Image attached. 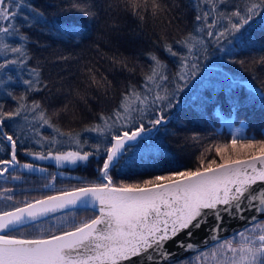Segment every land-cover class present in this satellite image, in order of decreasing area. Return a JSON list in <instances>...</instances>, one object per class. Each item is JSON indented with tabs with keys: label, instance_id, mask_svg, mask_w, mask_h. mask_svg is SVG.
Returning a JSON list of instances; mask_svg holds the SVG:
<instances>
[{
	"label": "snow or ice",
	"instance_id": "snow-or-ice-1",
	"mask_svg": "<svg viewBox=\"0 0 264 264\" xmlns=\"http://www.w3.org/2000/svg\"><path fill=\"white\" fill-rule=\"evenodd\" d=\"M121 3L123 10L142 25L149 18L158 19L181 8L179 0L171 5L164 0H121ZM50 7L56 9L51 22L32 0H0V141L10 150V159H0V177L19 165L17 147L22 143L19 133L27 129L38 137L37 144L47 143L49 150L46 154L28 150L26 154L38 160H53L58 167L86 165L90 157L103 152L99 168L103 182L59 190L54 195L26 200L10 211H0V264H160L161 261L176 264L174 256L182 252L195 255L178 264H264V220L258 218L264 217V139L244 138L243 121L240 128H233L230 143L206 148L194 170L119 185L110 175L126 153L149 146L159 126L176 118L178 114L169 117L165 113L177 108L178 94L186 89L191 92L188 107L201 116L207 114L209 105L213 116H224L221 94L229 115L257 103L264 108V86L256 87L253 83L260 79L258 73L264 71V55L251 58L254 67L247 81L235 80L228 74L219 75L215 81L201 75V64L209 59L210 49L220 60L227 57L228 62L244 66L245 61L236 60L235 56L254 43V26L264 27V0H192L194 29L171 43L163 38L151 41L155 49L162 50L173 61L177 70L170 77L171 70L158 52H145L150 63L148 70L141 72L140 87L129 81L112 113H100L101 123L85 129L105 138L110 136V140L103 142L105 146L93 145L95 152L83 151L87 142H82L79 134L63 132L53 123L42 100L30 97L43 93L52 102L61 95L72 97L54 110L53 115L59 117L71 111L74 102L90 108L89 101L98 99L88 94L91 89H102L107 98L115 87L113 80L97 64L88 62L79 69L84 77L83 90L77 85L67 93L62 88L53 93L52 87L55 83L63 85V78L45 80L40 62L36 66L30 63L34 59L30 44L49 46L32 41L21 28L57 38L85 37L88 25L99 18L102 10L113 5L105 4V0H59ZM111 32L118 39L119 25H112ZM145 38L151 40L150 36ZM111 40L109 37V44ZM96 50L100 53L99 45ZM100 54L109 64L105 71H110L114 78L118 74H136L135 63L118 54V50L110 56ZM71 59L70 55H59L51 61L57 76L64 71L62 65ZM198 78L196 87L193 82ZM13 84L23 86L19 95L11 90ZM169 84L173 87L169 88ZM205 90L209 95L204 94ZM5 98L15 102L9 111L5 110ZM224 123L233 127L231 120L225 119ZM44 128L55 135L43 136L40 130ZM63 137L76 145V150L54 151L55 145L64 142L60 139ZM192 139L199 137L194 135ZM213 149L219 160L208 158ZM22 168L47 171L31 163L23 164ZM55 180L56 175H51V181L44 187L54 190ZM4 199L12 200V196ZM76 207L92 208L98 214L79 223L74 218L67 219L68 210ZM61 212L65 216H55ZM226 216L229 220L243 221L244 226L235 229L231 238L221 239V233L227 230ZM198 237L206 250L195 243ZM209 242L213 246L208 247ZM169 243L176 253L167 247Z\"/></svg>",
	"mask_w": 264,
	"mask_h": 264
},
{
	"label": "trees",
	"instance_id": "trees-1",
	"mask_svg": "<svg viewBox=\"0 0 264 264\" xmlns=\"http://www.w3.org/2000/svg\"><path fill=\"white\" fill-rule=\"evenodd\" d=\"M164 2L171 5L174 0H164ZM179 2L181 4L179 10H173L166 16L162 15L158 19L149 18L146 23L142 25L138 20L133 18L130 13L123 10L121 0H105V4L111 3L113 7L101 11L99 18L88 25L85 37L78 36L74 38L72 36H63V38H57L54 35L43 34L35 29L21 28V31L25 32L32 41H38L41 45L49 46L39 47L35 43L30 44L29 48L34 55V59L30 63L32 66H36L38 61L40 62L45 80L53 82L63 78V85L55 83V86L52 87L53 93L56 92L57 88H62V91L67 93L71 87H76L77 85L83 90L84 77L79 69L84 63L88 62L97 64L101 72L107 75L110 80H113L115 85L114 89L109 92L107 98L104 97L102 89L99 91L96 89L89 90L88 94L90 96L98 98L89 101L90 108L84 104H76L74 102L73 105L70 106L71 111L67 114H61L59 117L53 115L54 110L61 108L63 103L66 102V99H73L72 97L61 95L52 102L41 93L33 94L30 99L42 100L45 107L48 108L49 115H52L53 123L58 125L63 132L76 133L80 131L79 136L81 141L87 142L83 144L82 150L95 152L93 145L99 143L102 147L105 146L103 142H105L106 139L110 140V136L107 138L104 137V139H96L90 136L89 131H85V129L101 123L99 119L100 113L105 115H110L112 113L113 109L120 101L121 92L126 91V85L129 81L138 88L140 87L142 84L141 72L142 70L147 71L150 63L144 53L150 50L157 51L161 59L167 62L171 70L169 73L170 77L171 73L177 70L173 61L169 59L162 50L155 49L151 41L163 38L171 43L174 39L178 40L194 29L195 11L192 9V0H179ZM32 3L44 11L50 22L54 19L53 13L56 12V9L50 7V5L59 3V0H32ZM169 20L172 21L170 24L168 23ZM114 24L119 25L120 28L118 39L111 32V26ZM146 36H150L151 40L146 39ZM109 37L112 38L111 44L108 43ZM252 39L254 43L235 56L236 60L245 61L243 67L238 63L228 62L227 57L223 61L220 60L218 54L210 49L209 59L201 64L202 70L203 63H206L210 68H206V70L202 71L201 73L203 74L201 75L207 76L215 81L219 75L228 74L235 80L243 79L247 81L254 67L251 64V58L264 55V51H262V47H264V27L254 26ZM97 45H99L100 53H106L110 56L113 52H117L118 50V54H123V56L128 57L129 60L136 65V74L133 76L118 74L114 78L110 71H105V69L109 68V64L107 60L102 59L101 54L97 52ZM176 47L178 48L179 46L177 45ZM59 55H70L72 59L69 60L67 64L62 65L64 71L60 72L59 76H57V71L52 70L51 61ZM214 67H217V69L213 70ZM258 74L260 79L253 81V83L256 87L264 86V71H260ZM193 84L199 87L198 79L194 81ZM19 86V84H13L11 90L17 89ZM168 87L172 88L173 85L169 84ZM187 91L188 92L178 94L177 98L180 103L177 108L165 113V115L169 117L178 114L176 118L170 119L166 125L162 126L149 145L151 147L156 146L155 142L159 141V148L157 147L158 152H150L149 150L151 147L149 146H142L137 149V151L139 150L137 152V158L141 160L144 159L145 162L143 161V163L150 165H147L146 169H141L140 164L133 163L127 168V171L122 170L120 172V167L124 160H126V157L133 159V152L126 153V157H123L119 164L110 172L112 177L117 180V185L120 183H138L145 179H151L157 175H167L175 171L194 170L198 166V157H200L201 153H203L206 148L218 143H230L232 131L223 125V121L228 117L239 125H241V121L244 122V138H254L256 140L264 139V108L260 107L258 103L241 107L234 115H229L227 105L223 104V94H221L219 99L221 101L224 116L222 118L213 116L211 105H209L207 109V114L201 116L196 110L188 107L191 103V92L190 89H187ZM15 94L17 93L15 92ZM204 94L209 95V92L205 90ZM240 95L243 97V91L240 92ZM19 122L23 123L22 121ZM145 124L148 126L146 120ZM40 131L43 136L49 138L55 135L51 129L44 128ZM86 133L89 135H86ZM19 135L22 137H28L29 135L34 136L32 133L28 132L27 129L19 133ZM194 135L198 136L199 139H192ZM60 139L64 142L66 140L65 137ZM0 142L2 143V141ZM64 142L60 143L56 148H53V150L71 151L76 149V145L71 142L68 146H64ZM1 143L0 149H3V151H0V158L5 157L10 151L4 143L2 148ZM141 148H143L142 151H140ZM148 151L150 153H148ZM207 155L208 158H216L219 160V157L215 155L214 149ZM95 158H99L97 162L94 161ZM103 158V152L98 156H92L97 166L91 165V172L87 179V183H101L99 168L102 166ZM80 173L81 172L77 174ZM12 208L13 207H10L8 209L11 210ZM68 214H75L74 219L77 223L82 220L94 218L97 215L91 211H74Z\"/></svg>",
	"mask_w": 264,
	"mask_h": 264
},
{
	"label": "flooded vegetation",
	"instance_id": "flooded-vegetation-1",
	"mask_svg": "<svg viewBox=\"0 0 264 264\" xmlns=\"http://www.w3.org/2000/svg\"><path fill=\"white\" fill-rule=\"evenodd\" d=\"M28 138H30V140H36L38 137H34L29 135ZM51 138V136H50ZM60 144H57L54 146V148H56L57 146H59ZM49 145L47 143L41 145L39 144V150H31L32 152H38V153H47L49 149ZM55 151V150H54ZM64 151V150H62ZM68 151V150H66ZM84 151V150H83ZM18 151L17 153V159L19 161V165L15 168V170L20 169L22 167L23 164L25 163H31L34 166L38 165V169L39 168H44L47 169L46 172L41 173V172H34L31 173L33 174L32 176H27L25 177L20 183L22 184V186H20L21 184L18 185H5L2 184V188H0V195H2L3 197L6 196H12V200H0V211H4L7 209H2V208H10V207H16L21 205V201L23 200H28L30 197L32 196H39L40 198H42L43 196L46 195H54L57 191L61 190L62 188H66L65 185H67L68 183H72V184H79L81 183L80 181H82L81 179L83 178L85 180H87L90 175L91 172V158L89 159V162L84 165V164H80L78 166H74V167H61V166H57L55 164V162L53 160L50 161L46 160L45 162L40 163L38 161V159L34 160L35 158L33 156L27 155L26 152L20 153ZM0 159H10V154L9 152L6 154L5 157H2ZM99 158H95V162L98 161ZM33 160V161H31ZM91 163V165H90ZM97 166V165H96ZM95 166V167H96ZM15 170H10L6 175L2 176V178H6L9 177L11 175V173ZM54 171L55 175H56V180L54 182V190L52 189H46L44 186L46 184H48L51 180V172ZM81 172L80 174H77ZM61 173L63 175H61ZM43 175L42 177L40 176H35V175ZM24 175H26V173H22L21 178L24 177ZM44 177H47V179H45ZM1 178V177H0ZM28 179V181H26ZM67 190V189H66ZM27 197V199H26ZM206 250V249H204ZM195 255V254H194ZM192 255V256H194ZM191 257V256H190ZM190 257H187L183 260H187ZM181 261V260H180ZM179 261L176 262V264H178Z\"/></svg>",
	"mask_w": 264,
	"mask_h": 264
},
{
	"label": "rangeland",
	"instance_id": "rangeland-1",
	"mask_svg": "<svg viewBox=\"0 0 264 264\" xmlns=\"http://www.w3.org/2000/svg\"><path fill=\"white\" fill-rule=\"evenodd\" d=\"M203 70L202 71H204V70H206V68H210V66H208L206 63H203ZM217 69V67H214L213 68V70H216ZM201 74H203V73H201ZM198 81H199V78H198ZM23 90V86L22 85H20L19 86V88H17V89H14V92H16L17 93V95H19V93L21 92ZM185 92H188L187 91V89L185 90ZM226 119H228V120H231L232 121V126L233 127H228L225 123H224V121H223V125L226 127V128H229L231 131H233V128H240L242 125H239V124H236L235 123V121H233V119H231V118H226ZM244 127V126H243ZM244 132H245V128H244ZM244 132H243V134H242V136L244 135ZM89 134H90V136H93V137H95L96 139H99V138H101V139H104V137L103 136H99L97 133H95V132H89ZM89 134H87L86 133V135H89ZM1 143V142H0ZM95 143H97V142H95ZM1 145H2V148H3V142L1 143ZM155 145L156 146H149V147H151V149L149 150L150 152H153V151H157V147L159 148V141H156L155 142ZM148 147V148H149ZM76 150V149H75ZM143 150V148H141V150L140 151H142ZM139 151V150H138ZM137 150L135 151V153H133V156H132V158L133 159H130V157H126V155L124 156V157H126V160H124V162L122 163V166L120 167V172L122 171V170H125V171H127V168L130 166V165H132L133 163H137V164H140L141 165V169H146V166L147 165H150V164H144L143 163V161L145 162V160L143 159V160H141V159H138L137 158V152H138ZM148 151V153H150ZM160 151V150H159ZM158 152V151H157ZM147 154V153H146ZM145 154V155H146ZM34 160H36V159H34ZM137 160V161H136ZM140 160V161H139ZM31 161H33V160H31ZM40 163H42V162H45L46 160H38ZM51 161V160H50ZM93 159L91 158V163L93 164V166H96L95 165V162L93 161ZM55 162V161H54ZM32 163V162H31ZM91 163H90V165H91ZM39 165V164H38ZM38 165H36L35 167L38 169ZM67 166H70V167H74L73 165H64V166H61V167H67ZM102 167V166H101ZM34 172H38V170L37 171H29V170H27V169H23L22 167L20 168V169H17V170H15V171H13L12 173H11V175L9 176V177H6L5 179L4 178H0V188H2V184H5V185H18V184H21L20 182L25 178V177H27V176H32L33 174H31V173H34ZM111 172V171H110ZM22 173H26V175H24V177H22L21 178V175H22ZM51 175H55V172L54 171H52L51 172ZM111 175V174H110ZM13 176H18L19 177V179L18 180H13L12 179V177ZM35 176H40V177H42L43 175H40V174H38V175H35ZM112 176V175H111ZM89 177V176H88ZM113 178V181H114V183H118L117 182V180L116 179H114V177H112ZM82 181H80L81 183H79V184H72V183H68L67 185H65L66 186V188L68 189V190H70L71 188H73V187H79V186H82V184H87V181L88 180H85V181H83L84 179L82 178L81 179ZM26 181H28V179L26 180ZM49 181H51V180H49ZM101 182H103L102 181V179H101ZM89 183V182H88ZM20 186H22V184L20 185ZM56 194V193H55ZM38 198H40L39 196H32V197H30L28 200H33V199H38ZM4 199V197L2 196V195H0V200H3ZM26 199H27V197H26ZM26 200H23V201H21V205L20 206H22V203L23 202H25ZM2 209H7V210H9L8 208H2ZM63 216H65V215H63ZM67 219H69V220H71V219H73V218H75V214H67V217H66ZM53 223H55V219L52 221ZM33 235H35V233H32ZM229 255H230V253H229Z\"/></svg>",
	"mask_w": 264,
	"mask_h": 264
},
{
	"label": "water",
	"instance_id": "water-1",
	"mask_svg": "<svg viewBox=\"0 0 264 264\" xmlns=\"http://www.w3.org/2000/svg\"><path fill=\"white\" fill-rule=\"evenodd\" d=\"M171 117H172V116H171ZM169 121H170V120H169ZM162 126H164V125H160V126H159V129H160ZM157 133H158V132L155 133V135H154L153 138L156 137ZM122 158H123V157H122ZM122 158H121V159H122ZM121 159H120V160H121ZM120 160H119V162H120ZM119 162L115 165V167L119 164ZM17 166H18V165H17ZM17 166H16V167H17ZM115 167H114V168H115ZM114 168H112V169H114ZM112 169H111V170H112ZM10 170H11V169H10ZM10 170H9V171H10ZM7 173H8V172H7ZM7 173H5L4 175H6ZM4 175H3V176H4ZM11 210H12V209H11ZM8 211H10V210H8ZM74 211H91V212H94L95 214H98V211H94L92 208H87V209H85V208H83V207H76V208L69 209L67 213L74 212ZM64 214H65V213H63V212H61V213H56L55 216H62V215H64ZM53 218H55V217H53ZM258 218L261 219V220H264V217H258ZM225 219H226V228H227V230L221 233V239H228V238H231V237H232V234H233V231H234L235 229H242L243 226H244V222H243V221L229 220V219L227 218V216L225 217ZM195 243L200 244V246H201V250H204V249H205V246L201 243L199 237L197 238V240L195 241ZM211 246H213V242H209L208 247H211ZM167 247H168L171 251H173L174 253H176V249L173 247V245H172L171 243H169V244L167 245ZM194 254H195L194 252H182V253H179V254H177V255L174 256V261L177 262V261L183 260V259H185V258H187V257H190V256L194 255ZM160 264H168V261H161Z\"/></svg>",
	"mask_w": 264,
	"mask_h": 264
},
{
	"label": "bare ground",
	"instance_id": "bare-ground-1",
	"mask_svg": "<svg viewBox=\"0 0 264 264\" xmlns=\"http://www.w3.org/2000/svg\"><path fill=\"white\" fill-rule=\"evenodd\" d=\"M64 37H69V36L65 35ZM76 37H78V36H76ZM76 37H74V38H76ZM5 105H6L5 109L9 111L15 107V102L12 101L10 98H5ZM79 133H80V131L76 132L74 134H79ZM20 137H21L22 143H18L17 153H18V151L23 153V152H27L28 150H39V144H37L35 142V140H30V138H28L27 136H25V137L20 136ZM65 138H66V140L64 142L65 143L64 146H68L70 142L68 141L67 137H65ZM63 149H65V148H63ZM66 189L67 188H62L61 190H66Z\"/></svg>",
	"mask_w": 264,
	"mask_h": 264
}]
</instances>
